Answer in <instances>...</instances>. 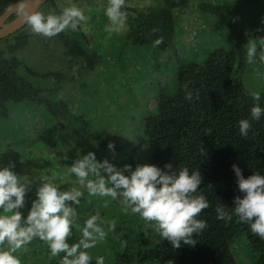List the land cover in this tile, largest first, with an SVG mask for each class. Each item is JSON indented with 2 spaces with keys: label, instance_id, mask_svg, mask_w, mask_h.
<instances>
[{
  "label": "trees",
  "instance_id": "obj_1",
  "mask_svg": "<svg viewBox=\"0 0 264 264\" xmlns=\"http://www.w3.org/2000/svg\"><path fill=\"white\" fill-rule=\"evenodd\" d=\"M14 1L0 0V14ZM55 1L44 4H52L58 15L61 9L54 5ZM184 6H189V0H160L146 9L127 7L129 17L123 45L149 46L171 52L176 63L175 89L171 93L159 90L154 110L140 121V140L136 145L127 147L110 129L71 109L60 98L63 88L60 73H54L56 83L53 85L35 84L25 77L51 75L36 74L16 55L28 43L27 24L0 40V43H6L0 48V119L8 116L9 104L33 102L54 119L59 133L74 136L105 154H113L108 144L114 143L115 155L132 165L133 170L144 164L163 169L171 163L176 171L188 168L190 174L200 172L202 184L198 194L207 198L210 207L198 217L207 222V228L194 235L195 246L182 243L179 249H174L158 233L142 224H135L137 236L131 219L119 215L115 216V230H107L105 241L110 245L102 254L114 264H168L169 261L172 264H238L231 248L238 236L245 238L255 254V264H264V240L253 234L249 225L239 223L235 215L230 221H221L215 212L222 204L231 214L235 196H242L233 165L243 170L245 178L254 173L264 175V115L259 121L251 119L255 102L247 94L250 90L243 78L247 64L246 39L249 36L259 38L262 31L247 28L225 4L195 2L194 8L216 17L228 27L234 33L235 41L230 48L212 49L201 62H184L175 44V10ZM15 16L16 13L10 15L7 21ZM55 38L65 55L78 60L80 69L92 70L98 63V55L86 44L81 28L77 31L69 29ZM160 38L163 42L154 46V41ZM185 86L193 93L191 101L184 98ZM259 103L264 108V95ZM241 119H249L252 125L247 137L239 133ZM142 145L148 147L147 160L136 156ZM36 198V193L32 194L26 203L25 218ZM36 242L49 249L39 239ZM90 250L95 252V249ZM91 257V264H94L95 253Z\"/></svg>",
  "mask_w": 264,
  "mask_h": 264
},
{
  "label": "rangeland",
  "instance_id": "obj_2",
  "mask_svg": "<svg viewBox=\"0 0 264 264\" xmlns=\"http://www.w3.org/2000/svg\"><path fill=\"white\" fill-rule=\"evenodd\" d=\"M160 0H126L127 5L138 9ZM206 1L213 4L229 6L247 28L264 29V0H189V6L175 10L176 36L175 44L179 57L184 62H201L206 54L216 47H232L235 36L232 31L216 17L203 13L192 6L195 2ZM75 4L84 10L89 17L82 24L86 44L98 55L99 61L92 70H83L78 66V60L63 53L56 38L46 39L31 33L27 45L16 52L20 60L36 74L51 73L49 77H28L32 83L53 85L56 83L54 73L63 75L62 98L71 109L80 115L91 118L95 123L110 129L115 137L127 147L136 145L140 140L139 124L141 119L155 108V100L160 89L173 92L175 89L176 63L171 52L159 51L149 46L123 45L124 32L112 34L111 38L105 32L108 24L104 9L106 0H56L54 5L65 7ZM47 16L55 14L52 4H43L37 10ZM262 36L264 38V30ZM251 39L249 36L246 46ZM6 43H0L4 48ZM259 51V49H258ZM25 75V74H24ZM41 76V75H39ZM245 85L249 90L258 91L264 95V62L246 64L243 74ZM88 152L96 154L97 160L108 159L117 168L128 165L118 155L103 153L78 138L59 133L57 125L46 110L36 103L23 101L8 105V116L0 119V169L11 168L24 183H30L26 203L36 193L40 182L45 176L57 177L52 181L60 190L79 187L76 177L68 171L74 160ZM148 147L142 145L136 152L140 159L147 160ZM67 157L68 159H64ZM127 174V173H126ZM79 205L74 206L78 213V223L91 215L100 214L107 233L110 222L125 215L134 224L148 227L137 215L125 214L119 200L110 197L89 196L85 189ZM108 202L105 207V202ZM25 207L21 209L24 214ZM135 234L136 233V226ZM78 230V231H77ZM150 230L152 228L150 227ZM78 233V234H77ZM77 235V236H76ZM137 236H139L137 234ZM81 238L79 229L73 228L70 243H77ZM108 241L97 244L95 252L89 254L103 256L109 247ZM232 252L238 264H255V254L248 246L243 236H238L231 245ZM97 250V251H96ZM22 264H60L63 254L52 256L49 249L40 246L34 240L26 250L16 253ZM104 257V256H103ZM105 259V264H114L111 259Z\"/></svg>",
  "mask_w": 264,
  "mask_h": 264
},
{
  "label": "clouds",
  "instance_id": "obj_3",
  "mask_svg": "<svg viewBox=\"0 0 264 264\" xmlns=\"http://www.w3.org/2000/svg\"><path fill=\"white\" fill-rule=\"evenodd\" d=\"M59 7L61 11L58 15L25 13V22L31 33L52 39L69 29L79 30L89 20L84 10L75 4ZM127 7L126 0H107L104 14L108 20L105 32L109 38L126 30L129 17ZM20 8L23 11V5ZM261 30L264 29H258ZM162 42L163 38L157 39L154 46ZM257 54L259 61L264 62V38L249 40L246 63H256ZM247 94L255 102L251 108V119L259 121L264 115V108L259 103L260 93L250 90ZM196 96L198 98L199 93ZM184 98L186 101L193 99V93L187 90V86ZM238 127L240 135L247 137L252 125L249 119H241ZM108 149L115 155L114 143H109ZM12 167L14 164L0 169V264H22L16 253L26 250L36 239L48 246L52 256L63 254L60 264H91L92 257L88 250L103 241L107 233L101 226L103 221L99 213L86 219L83 226L78 223L74 206L79 205L84 196L81 189H85L89 196L119 200L125 214L139 216L174 249H179L182 243L195 246L194 235L201 234L207 228V222L198 219L210 207L207 198L198 194L202 184L199 171L191 174L188 168L176 171L171 163L163 169L149 164L137 165L134 170L132 165L117 168L108 159L101 162L95 153L88 152L74 160L68 168L77 178L79 187L62 191L52 182L57 177L56 173L51 177L45 176L39 181L37 198L32 201L25 218L21 209L26 205L30 183L22 182L21 177L11 170ZM232 167L242 196H235L231 214L224 205H218L216 218L230 221L235 215L239 223L249 225L252 233L264 240V175L254 173L245 178L240 167ZM107 205L106 201L104 206ZM115 226L116 220L113 219L109 231H114ZM73 228L81 233L77 243L69 242ZM96 264H105L104 257H97Z\"/></svg>",
  "mask_w": 264,
  "mask_h": 264
},
{
  "label": "water",
  "instance_id": "obj_4",
  "mask_svg": "<svg viewBox=\"0 0 264 264\" xmlns=\"http://www.w3.org/2000/svg\"><path fill=\"white\" fill-rule=\"evenodd\" d=\"M49 0H16L5 8L0 14V40L21 29L27 23L25 22V13L37 12L45 2ZM23 5V11L20 6ZM16 16L7 21V18L15 14Z\"/></svg>",
  "mask_w": 264,
  "mask_h": 264
}]
</instances>
